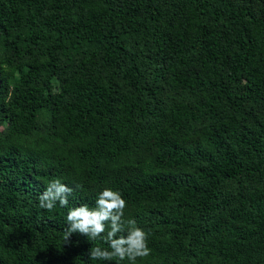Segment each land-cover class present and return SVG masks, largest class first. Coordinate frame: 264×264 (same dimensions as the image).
I'll list each match as a JSON object with an SVG mask.
<instances>
[{
    "label": "trees",
    "instance_id": "1",
    "mask_svg": "<svg viewBox=\"0 0 264 264\" xmlns=\"http://www.w3.org/2000/svg\"><path fill=\"white\" fill-rule=\"evenodd\" d=\"M106 187L136 264H264V0H0V264H129L63 239Z\"/></svg>",
    "mask_w": 264,
    "mask_h": 264
},
{
    "label": "clouds",
    "instance_id": "2",
    "mask_svg": "<svg viewBox=\"0 0 264 264\" xmlns=\"http://www.w3.org/2000/svg\"><path fill=\"white\" fill-rule=\"evenodd\" d=\"M81 187L75 186L76 189ZM73 191V187L59 179L52 180L38 196L39 207L48 211H52L57 203L66 207ZM126 207V201L118 190L107 187L102 189L95 200V207L83 204L68 210L64 242L69 243L73 233L82 234L89 241L102 238L108 248L93 247L88 253L90 259L118 262L127 260L129 264H136L138 258L148 257L151 249L148 247V234L145 230L137 226L134 219H124Z\"/></svg>",
    "mask_w": 264,
    "mask_h": 264
}]
</instances>
